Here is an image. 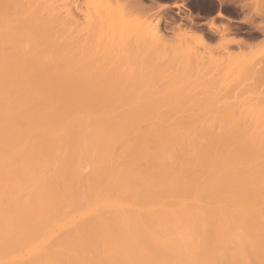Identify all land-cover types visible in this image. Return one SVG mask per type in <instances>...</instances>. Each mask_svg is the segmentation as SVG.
I'll use <instances>...</instances> for the list:
<instances>
[{
	"label": "bare ground",
	"instance_id": "1",
	"mask_svg": "<svg viewBox=\"0 0 264 264\" xmlns=\"http://www.w3.org/2000/svg\"><path fill=\"white\" fill-rule=\"evenodd\" d=\"M58 1L0 0V264H264L262 107L214 113L218 74L177 66L162 36L140 45L170 64L92 71L121 42L74 40ZM207 74L195 103L213 114L188 95L179 109L175 87Z\"/></svg>",
	"mask_w": 264,
	"mask_h": 264
},
{
	"label": "rangeland",
	"instance_id": "2",
	"mask_svg": "<svg viewBox=\"0 0 264 264\" xmlns=\"http://www.w3.org/2000/svg\"><path fill=\"white\" fill-rule=\"evenodd\" d=\"M116 2H115V0H110V1L109 0H63V1L60 0V2L57 4L55 2V4H56L55 8L57 7L58 11L63 12V14H61L63 17L65 15V18H63V20L67 19L66 18L67 13H71V17H72L73 21H71V22H69V20L66 21V25H65L66 28H67V24H68L70 26V28L72 29L71 24L74 21H75V24L73 23L74 26H76V27L78 26V28L84 27L83 29H81V32L84 31V33L81 36H80V34H78L79 35L78 37L75 36L77 39L74 37V40H76V41H87L88 43L90 41L88 47L91 46V41H107V42H110V43H107L109 45L106 46V48H108L107 49L108 51H110V49L112 47L115 48L114 46H117V50L114 49L115 52L113 49H111V50H113V51H111V53H109V52L106 53L105 61H103L101 63H98L100 61H98V59H97L101 54L99 56H98V54L96 56H94L95 55V54H93L94 50L91 49L92 54H88L89 55L88 56L89 61H90V58L92 56H94L95 58L98 56L96 58L97 62H95V58L93 57V59H91V61L89 63L91 65L93 60H94L93 62L96 63V64L92 63L91 66H94V65L96 66V67L94 66L93 68H91L92 71L95 68L94 70H96V71L102 70L101 72H103V71L104 72H110L111 70L115 71V69H116L115 66H117L118 68L121 69V66L123 65L122 67H124V66L127 67V72L124 71L125 73H128V72L139 73V70H141L139 68H141V67L143 68L145 66L144 69H142L144 71L141 70L142 72H145L146 71L145 68L150 64L152 66H148V68H147L148 70H149V67H151V68L155 67L156 63L158 64L159 67H162V66L164 67V62H163L162 66L159 64H161L160 61L165 60V58L164 57L160 58L161 54H159V53H158L159 57L155 56V55L153 56V54H152L153 51H155L154 53L156 54L157 50H159V48H157L158 45H157V47H156V45L154 46V47H156L157 50H155V49L153 50V48H151L152 52L150 51V45H148L149 48H147L146 46H145V48H144V46L143 47L141 46V45H143L141 43H145V44L147 42L153 43L154 40L158 37L160 39L164 38L165 42H168V43H166V46H165L167 48V51L165 50L166 54H165V52H164V54L167 55L170 52L169 56H171V54H172V57L175 55L176 57L174 56L173 59L174 58H177V59L173 60L170 57L169 58L171 60H173L174 63L176 61V65L178 63H183V62L186 63L188 60V62H190V63L187 62L188 64L186 63V65L190 64L189 66H191V67L192 66L196 67V65H197V68H199V70H200V67H198V64H199V66L201 64L202 69H203L204 65H205L204 69H205V67L207 70L212 69V71H208V72L205 70L207 73L210 72L209 74H211V75H209V77L212 76L213 74H216V75L218 74L215 77V79L217 78L218 82L215 83L216 85L212 84L213 85L212 87L215 86V88L210 87L211 90H209V91H212L214 93L210 92V96L208 95V98H207V99L211 100V96H212L213 102L216 101L215 102L216 107L213 106L215 108L214 113L216 112V108L218 109L219 105L221 106V104H222V106L220 107L221 109L220 108H219L220 110L218 109V111L220 112V111H228L227 110L228 107H230V104H232L231 105L232 107L235 105V107H234L235 109L233 108V113H235L237 111L236 107L240 108V114L247 113L246 110H244V108L246 109L247 107H249V109L247 108V110L248 111L250 110L249 112H251V114H253V112L256 113L255 110H257L259 107H262V115L264 116V110H263V106H264L263 105L264 104V102H263L264 101V0H130V1L129 0H127V1L126 0H122V1L117 0ZM131 2H133V3L130 4ZM136 3H138V4H136ZM58 4H59V6H58ZM106 4H108V5H106ZM135 4L138 6H136ZM219 14H220V16H219ZM100 16L103 17L102 21L100 22L101 24L97 21L98 20L97 17L100 18ZM69 19L71 20V18H69ZM111 19L112 20L114 19L113 22L115 21L114 23H116V24H114L115 25L114 27H113V22ZM125 20H127V21L125 22ZM208 24H209V26H208ZM210 24L212 25V27H210L211 26ZM117 25H119V26H117ZM80 26H82V27H80ZM96 26L98 28L97 30H96V28H94ZM98 26H100V27H98ZM85 27H87L86 28L87 30H84ZM123 27H125V28H123ZM154 27L155 28L157 27L156 29H158V30L155 31ZM100 28H101V30H100ZM71 29H69V30L66 29V30H68V32H66V35H62V34L60 35L59 34L58 37L60 39H64L66 37H68V38L71 37V34H70V36H68L69 33H71L70 31H72ZM64 31H63V34H64ZM74 31H72V32H74ZM86 31L89 32L87 35L89 36L90 39L88 38L87 35H84L87 33ZM77 32L81 33L78 30H77ZM75 34H76V31H75ZM83 35H84V37L82 38ZM73 36L74 35L72 34V38H69V39H71V41L73 40ZM161 36H162V38H161ZM85 38H86V40H85ZM159 38H158V41H161ZM200 38H202L201 39L202 42L199 41ZM80 39H82V40H80ZM164 40L162 39V41H164ZM117 41H119V42H117ZM122 41H125V46L126 45L128 46L130 44L129 47H127V46L125 47L126 50L128 48L135 49V52H136L135 53L136 55H134V58H136L135 61L131 60L132 59L131 56H133V55L131 54L132 51L130 52V49L128 51L130 52L131 56H129L128 51H126L128 53V54L125 53V55L127 57L124 56L121 61H120V58L118 57L119 62L116 59V57H115L116 54H118L121 51L122 44L124 45V43ZM139 41H140V43H139ZM141 41H143V42H141ZM126 42H128V43H126ZM115 43L116 44L120 43V45L119 46L114 45ZM176 43L178 45H176ZM184 43H185V45H184ZM174 44H175V46H174ZM179 44L183 45L182 48L180 46V48H181L180 50H179V48L177 49ZM110 45H112V47ZM160 46L162 47V45H160ZM185 46L188 47V48L186 47L187 48L186 50H185ZM118 47H120V49ZM175 47H176V49H175ZM146 48L149 49L148 55H147V49ZM125 49L123 48V50H125ZM168 50H169V52H168ZM176 50L178 52L180 51L179 53H181V54H179V55H180V57H182L181 60H180V57L177 56L178 52ZM137 51H138V53H137ZM143 51L146 52V54L145 53L143 54ZM183 51L184 52L186 51L185 52L186 54ZM149 52H150V54H149ZM114 53H115V55H114ZM120 53H123V51H121ZM161 53H162V50H161ZM176 53H177V55H176ZM188 54L189 55L191 54L190 55L191 57L188 56ZM144 55H146L147 57L149 55H151L150 56L151 58H147ZM122 56H123V54H122ZM128 56L131 59L130 58L128 59ZM141 56H142V58H141ZM196 56H197V58H196ZM145 57L147 60H145ZM154 57H155V59H153ZM192 57H194V59ZM209 57H211V58H209ZM169 58H167V59L169 60ZM178 58L180 61H178ZM186 58H187V60L185 61ZM86 59H87V57H86ZM109 59H111V60H109ZM149 59L154 60V61L151 60L153 63H149V62H151ZM157 59H159V63L157 62L158 61ZM160 59H162V60H160ZM191 59H193V60H191ZM206 61H208V62H206ZM216 61H217V63H216ZM168 62L170 64L171 61H166L165 65ZM197 62H199V63H197ZM100 64L102 67H100ZM172 66L173 65H171V67ZM207 66H208V68H207ZM98 67H99V69L101 68V70H99ZM173 67H172V69H173ZM129 68L132 70H130ZM192 68H194V67H192ZM192 68L190 70L192 72L191 75L194 73L193 72L194 69L192 70ZM122 69H124V68H122ZM244 69H246V70H244ZM173 70H175V68ZM195 70H196L195 71V75H196V73L199 71H197L198 69H195ZM203 70H202V72L204 75L205 71H203ZM247 70L250 71V72H248V75H247V73L245 74V72H247ZM119 71L120 70L118 69L117 72L119 73ZM216 71H217V73H216ZM202 72H199V73L201 74ZM241 72L242 73L244 72L243 74L245 75L244 76L245 78L243 76H241L242 75ZM251 72H253V73H251ZM224 73L226 75L228 74V76H226ZM255 73H257L258 76ZM187 75H188V72H187ZM191 75H189V76H191ZM197 75H198V73H197ZM219 75H220V77H218ZM238 75H239V79H237ZM249 75H250V77H249ZM259 75H260V77H259ZM261 75H262V78H261ZM189 76H187L188 78H186L185 81L182 79L183 80L182 85H184L183 88L185 87L184 90L187 89L185 91V92H187V94L182 93V92H181L182 93L181 94L179 91H182L183 89L180 88L181 90H179L178 89L179 87L178 88L175 87L176 88V91H175L176 93L174 92L175 98H174V96H172L174 93H172L170 96L171 98H173L172 102L174 103V100H177L174 104L178 103L176 106H178L179 109H180V105H184V103L185 104L188 103L189 105H187V106H190V105L195 106V104H196V106H200V104L203 103L204 107H206L207 103L204 102L205 97L203 98L204 100L201 101V103H199L200 101L197 102V103H199L198 105H197V103H195V99L197 98V100H198L200 97V100H201L202 99L201 97L206 94L207 91L205 93L201 91L200 95L196 94V93H197V90H199V91L201 90L200 87L203 88V86H201V84H199L201 82L200 79L205 78V80L203 79V81H205V84H204V82H201L202 85H204L205 90H206L205 85L208 84V82L211 83V81L208 80V74H207V77L201 78L198 76V79L196 78V76H193V78L189 77ZM252 76H254V77H252ZM226 77H228V78H226ZM235 77H237V78H235ZM257 77H259V78H257ZM163 78L162 77L155 78L154 81L157 84H160V83L163 84L165 82V81H163ZM194 78L197 81L200 80V81H198V87L197 86L195 87V85H197V83L193 82ZM211 78L212 77H210V79ZM218 78L220 80H218ZM165 79L167 81L170 80V78L168 80L167 77ZM215 79H213V80H215ZM234 79H237L238 81H234ZM171 80H172V78H171ZM188 80L193 82L194 84L195 83L196 84L192 85V83L189 82ZM245 80H247V81H245ZM253 80L254 81L256 80V81L254 82ZM155 82H154V84H156ZM174 82H176V81H174ZM212 82H215V81H212ZM210 83H209V85H210ZM176 84L179 85L178 81L176 82ZM176 84H173V85L176 86ZM229 84H230V86H229ZM231 84H232V86H231ZM173 85L170 86V87H172V89L169 88V90H171V91L175 90V89L173 90V88H174ZM206 86H208V85H206ZM210 88L207 87V89H210ZM226 88L229 89L230 93L232 92L230 94V96H229V92L226 90ZM189 89H191L190 90L191 93L192 92L194 93V91L196 90V92H195L196 96H193L191 93H189V91H188ZM192 89H193V91H192ZM215 89H217V90H215ZM247 89H248V91H247ZM225 91H227V93ZM177 92H179L181 95L179 94L180 96H178ZM217 92H220L221 94L220 93L218 94ZM202 93H204V95H202ZM211 94H213V95H211ZM176 95H177V97H179L181 99H185V97H183V95L184 96H187V95L190 96V97H188V100L190 98V101H191L193 98L194 103H193V100H192V103L194 105L192 103L190 104V102H187L186 100H184V101H186L187 103L184 102L183 104H181V102H183V101L178 100L179 98L176 99ZM222 95H223V97H222ZM219 97H222V98L219 99ZM226 98H228V99L226 100ZM186 99H187V97H186ZM262 99H263V101H262ZM210 100H209V102H208V100L206 102H208L207 107H211V108H209V111H211L212 113L209 112L208 109H207V112H209V114L210 113L213 114V111H212L213 107L211 105V104H213V102H210ZM168 103L171 104L170 101H168ZM228 103H229V105H228ZM209 105H211V106H209ZM226 105H228V107ZM252 105L253 106L255 105V106L252 107ZM241 106L242 107L244 106V107L242 108ZM250 107H252V108L250 109ZM231 108H229V109L232 110ZM239 108H237V109H239ZM182 109H184V106ZM241 109H243L245 111V113H242L243 111H241ZM229 112H231V111H229ZM237 112L235 114H237ZM238 114H239V112H238Z\"/></svg>",
	"mask_w": 264,
	"mask_h": 264
}]
</instances>
